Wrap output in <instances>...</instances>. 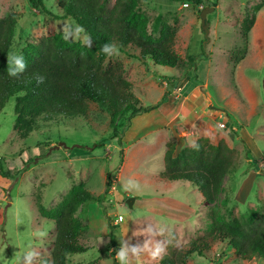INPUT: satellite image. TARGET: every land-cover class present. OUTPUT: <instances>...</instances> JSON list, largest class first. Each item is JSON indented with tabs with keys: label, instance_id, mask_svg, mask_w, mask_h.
<instances>
[{
	"label": "rangeland",
	"instance_id": "obj_1",
	"mask_svg": "<svg viewBox=\"0 0 264 264\" xmlns=\"http://www.w3.org/2000/svg\"><path fill=\"white\" fill-rule=\"evenodd\" d=\"M58 1L45 0L47 7L59 14ZM259 1L206 0V7L215 9L207 14L209 34L205 37L200 15L205 7L184 8L165 0H140L141 10L151 18L154 35L159 34L163 22L176 28L174 49L181 63L172 69L154 65L148 59L114 55L126 62V78L142 104L161 102L151 113L118 123L121 146L114 139L102 150L101 142L110 139L112 128L110 114L98 104L90 105L87 117H64L47 124L41 121L40 129L22 140L14 129L15 98L8 102L0 114V167L11 174L0 173V264H22L29 246L41 254L33 264L51 257L55 226L40 216L38 205L56 206L82 182L93 194L78 212L84 223L80 243L89 251L70 255L68 264H114L112 254L118 251L120 240L142 245L146 237L139 231L147 224L166 228L163 236L156 237L171 241L166 253L189 249L192 242L208 235L211 221L207 213L211 206L190 183L160 177L172 141L177 156L200 137L213 144L224 140L234 150L239 168L224 181L215 208L229 218H237L249 208L260 207L264 200V8L256 16L246 52L241 33L243 20ZM11 13L18 15L11 52L19 54L43 36L63 33L69 21L42 14L28 0H0V19ZM83 38L81 35L80 39L70 40L85 44ZM196 74L202 86L197 84ZM168 79L177 80V86L169 85ZM46 152V158L36 160L15 177L29 160ZM121 158L123 164L114 188L104 195L107 174ZM129 177L139 182V191L125 190ZM118 186L135 199L133 208L118 193ZM121 216L123 221L118 219ZM108 219L115 230L109 228ZM36 231L47 235L37 238L33 235ZM111 233L117 246L112 244ZM158 262L146 253L139 260L133 258V264ZM187 264L264 262L260 258L243 261L227 242H216L205 257L193 255Z\"/></svg>",
	"mask_w": 264,
	"mask_h": 264
},
{
	"label": "trees",
	"instance_id": "obj_2",
	"mask_svg": "<svg viewBox=\"0 0 264 264\" xmlns=\"http://www.w3.org/2000/svg\"><path fill=\"white\" fill-rule=\"evenodd\" d=\"M28 1L34 9L54 20L71 18L83 26L92 45L89 47L80 41L65 40L63 33L43 36L22 50L27 68L12 77L8 75L7 54L13 46L18 15L11 13L1 18L0 114L8 102L15 98L14 129L24 140L40 129L41 121L47 124L58 122L64 117H87L90 105L98 104L110 114L112 128L110 139L101 142L102 150L114 139L121 146L118 123L151 113L160 107L161 102L144 106L134 94L132 82L126 78V62L115 57V54H105L101 49L106 43L114 44L119 53L128 58L141 61L148 59L154 65L174 69L181 63V57L174 49L176 28L163 22L159 34L154 35L150 30L151 18L141 10L140 0H115L113 4L112 0H59V14L50 10L45 0ZM165 1L194 7L207 5L206 0ZM263 8L264 0H260L252 13L243 20L241 33L246 47L244 52L247 51L256 16ZM38 75L45 78L43 83L37 82ZM195 79L197 84L203 85L197 74ZM168 84L175 88L178 82L170 79ZM196 143L199 150L185 147L175 156L176 143L170 142L160 177L169 182H188L201 191L204 202L211 206L207 213L211 221L208 235L192 242L189 249H174L166 253L158 264H187L193 255L205 257L216 242H227L243 261L260 258L264 262V200L259 208H249L237 218H229L226 213L217 210L215 204L224 191V181L239 168V164L234 158V150L224 140L213 144L208 138L200 137ZM244 144L250 153V148ZM47 154L29 160L15 177L23 174L36 160L46 158ZM122 160L108 172L104 195L112 191ZM0 173L11 176L10 173H4L1 167ZM92 198L93 194L82 182L74 185L56 206L46 208L38 205L40 216L53 223L56 231L51 257L44 261L68 264L70 255L89 251L87 246L80 243L84 223L78 212ZM108 226L111 230L116 229L110 227L109 219ZM110 236L112 244L117 246L116 237L112 233ZM112 256L114 264H118L116 254Z\"/></svg>",
	"mask_w": 264,
	"mask_h": 264
},
{
	"label": "clouds",
	"instance_id": "obj_3",
	"mask_svg": "<svg viewBox=\"0 0 264 264\" xmlns=\"http://www.w3.org/2000/svg\"><path fill=\"white\" fill-rule=\"evenodd\" d=\"M62 32L64 34L65 40L80 39L81 35H83V42L89 47H91L92 45V40L90 36L85 32L84 27L79 24H76V22L71 18H69V21L65 22ZM101 50L109 56L119 54V49L114 44L106 43L104 44ZM7 65L8 75L12 77L18 76L20 73H23L27 68V64L23 55L17 52H9L7 54ZM44 79L45 78L43 76H37L38 83H43ZM219 127L223 128L224 125L221 124ZM185 135H187V133H185ZM188 146L193 149L199 150V145L195 141H191ZM124 188L128 191H139L141 185L136 179L129 177L124 183ZM120 219L121 221H123L124 217L121 216ZM165 231L166 228L163 226L147 224L146 227L139 231L143 236L146 237L142 245L139 243L133 245L130 239L120 240V247L118 251H116V260L118 261V264H133V258L139 260L141 255L144 253H146L153 261H158L162 259L163 256L166 254L167 245L171 241L156 239V237L163 236ZM135 233L136 232L133 233L134 236ZM33 235L37 238H44L47 235V232L36 231L33 233ZM29 247L30 250H27L23 253L22 264H33L35 260L40 258L41 254L35 250H31V246ZM17 259L19 260V255H17ZM41 264H54V262L42 260Z\"/></svg>",
	"mask_w": 264,
	"mask_h": 264
},
{
	"label": "water",
	"instance_id": "obj_4",
	"mask_svg": "<svg viewBox=\"0 0 264 264\" xmlns=\"http://www.w3.org/2000/svg\"><path fill=\"white\" fill-rule=\"evenodd\" d=\"M214 7H205L202 11H201V24H202V29L205 33V37H208V34H209V23L207 22V14H209V12L211 11H214ZM117 191L118 193H120L124 200L126 201L127 205L130 207V208H133L134 206V202H135V199L134 198H129L127 195H125L123 192H122V189L120 186L117 187Z\"/></svg>",
	"mask_w": 264,
	"mask_h": 264
},
{
	"label": "built area",
	"instance_id": "obj_5",
	"mask_svg": "<svg viewBox=\"0 0 264 264\" xmlns=\"http://www.w3.org/2000/svg\"><path fill=\"white\" fill-rule=\"evenodd\" d=\"M189 5H190V4H183V7H184V8H187V7H189ZM113 188H114V187H113Z\"/></svg>",
	"mask_w": 264,
	"mask_h": 264
}]
</instances>
